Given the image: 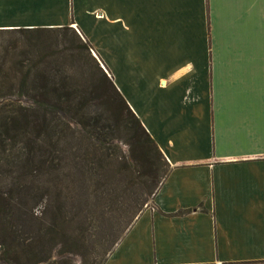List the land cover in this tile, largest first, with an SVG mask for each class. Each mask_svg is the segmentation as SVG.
Segmentation results:
<instances>
[{"label":"crops","instance_id":"obj_1","mask_svg":"<svg viewBox=\"0 0 264 264\" xmlns=\"http://www.w3.org/2000/svg\"><path fill=\"white\" fill-rule=\"evenodd\" d=\"M61 26L169 166L103 264H264V0H0Z\"/></svg>","mask_w":264,"mask_h":264},{"label":"trees","instance_id":"obj_2","mask_svg":"<svg viewBox=\"0 0 264 264\" xmlns=\"http://www.w3.org/2000/svg\"><path fill=\"white\" fill-rule=\"evenodd\" d=\"M74 31L69 26L0 29L21 38L20 44L0 45V113L11 115L9 129L28 136L32 145L30 160L22 165L25 172L0 201V264H63L62 255L76 252L83 241L88 251L80 264H103L169 170L89 55L90 45ZM83 54L95 76L87 73ZM20 57H26L22 65ZM67 72L78 76L70 86L63 80ZM68 93L78 95L75 111L95 113L75 122L77 130H59L49 143L45 117L69 107ZM21 95L28 104H19ZM112 160L119 174L128 170L132 175L134 192L117 193ZM36 200L44 204L40 215L28 209Z\"/></svg>","mask_w":264,"mask_h":264},{"label":"rangeland","instance_id":"obj_3","mask_svg":"<svg viewBox=\"0 0 264 264\" xmlns=\"http://www.w3.org/2000/svg\"><path fill=\"white\" fill-rule=\"evenodd\" d=\"M76 33V31H74ZM21 38L17 37L16 32H0V45H6L11 43L12 41H17V44H20L21 41H19ZM89 55L91 56V52H89ZM84 55V54H83ZM82 55V61L87 64L89 67L90 63L86 61L85 55ZM92 57V56H91ZM26 57H20L17 62H19L21 65L24 64V60ZM95 60V59H94ZM8 64V62H6ZM85 67L88 74H92L93 76L95 71L91 69V67ZM101 68V67H100ZM102 69V68H101ZM73 72V71H72ZM17 78V76H16ZM14 78V79H16ZM78 79L77 74H72L71 72L64 76L65 85L72 84L74 80ZM55 81H58V78H54ZM66 94L65 97H67V101L69 104L68 108L60 109L57 113L47 115L45 118L48 121V128H47V135L49 137V143H52L55 139V137L58 134V131L61 130L63 132L68 131L67 128L75 129L77 130L79 126L75 122H79V120L83 121L84 118L88 117V115H92L95 113L94 109H79L77 111L74 110L75 108V97L78 98V95L74 94ZM72 100V101H71ZM20 105H26L28 104V98L24 95H21L18 97V100ZM11 115H9L7 112H1L0 113V201L5 202L7 199L8 191H10V188L13 181L18 177V180L20 179V176L23 174L21 173L22 165L26 160H30L31 155V147L30 143L28 142L27 137L21 134H17L18 131L9 129V122L11 119ZM87 121V120H84ZM86 126V123H84ZM119 144V143H117ZM118 148L120 150H125V146L122 144L118 145ZM113 152H116L117 149H114ZM112 173H113V181L117 190V193L121 196H126L127 194H130L135 191L134 186H132V175L129 173L128 170H123L120 174L118 171V168H116V165L114 166L113 160L110 165ZM116 171V172H115ZM25 172V171H23ZM146 206L150 205V199L151 196L149 195L146 198ZM144 207V206H143ZM44 208L43 201L39 203L37 200L35 202H31L28 205V209L32 213V215H40L42 210ZM28 210V211H29ZM93 239H96L93 237ZM89 244V243H88ZM87 242L83 241V247L77 249L76 252L73 253H66L62 255V259H64L63 264H80V261L82 257H84L85 253L88 251ZM53 253V249L51 250V255ZM54 257L51 256L50 260Z\"/></svg>","mask_w":264,"mask_h":264},{"label":"water","instance_id":"obj_4","mask_svg":"<svg viewBox=\"0 0 264 264\" xmlns=\"http://www.w3.org/2000/svg\"><path fill=\"white\" fill-rule=\"evenodd\" d=\"M91 56L94 58V55L91 53ZM95 59V58H94Z\"/></svg>","mask_w":264,"mask_h":264}]
</instances>
